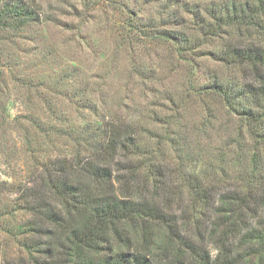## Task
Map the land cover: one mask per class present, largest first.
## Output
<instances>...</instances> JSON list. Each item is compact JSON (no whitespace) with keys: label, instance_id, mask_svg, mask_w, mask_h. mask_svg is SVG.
I'll use <instances>...</instances> for the list:
<instances>
[{"label":"trees","instance_id":"1","mask_svg":"<svg viewBox=\"0 0 264 264\" xmlns=\"http://www.w3.org/2000/svg\"><path fill=\"white\" fill-rule=\"evenodd\" d=\"M180 5L191 20L170 10V21L180 19V27L189 24L195 33H159L190 64L191 90L219 95L230 113L240 115L249 150L243 151L241 129L205 163L185 132L159 136L120 117L84 127L74 153L42 161L32 179L16 187L15 211L27 217L0 225L18 247L10 258L4 253L1 264H264V0ZM39 20L29 0H0L2 28ZM216 39L222 46L206 54L239 74L211 76L197 88L194 60L203 54L196 49ZM172 119L163 123L172 125ZM216 120L215 112L206 116L198 137ZM146 129L153 144L142 140ZM165 142L176 157L164 156ZM227 159L242 162L230 185ZM180 186L188 199L176 210L172 199H183ZM8 213L1 205L0 218Z\"/></svg>","mask_w":264,"mask_h":264},{"label":"rangeland","instance_id":"2","mask_svg":"<svg viewBox=\"0 0 264 264\" xmlns=\"http://www.w3.org/2000/svg\"><path fill=\"white\" fill-rule=\"evenodd\" d=\"M29 1L40 12L39 21L16 30L0 26V207L6 205L10 212L0 218L1 226L27 217L15 211L16 187L32 179L42 161L74 153L84 127L120 117L127 119L125 125L141 124L159 136L185 132L191 148L202 149L205 163L241 129L243 151L249 150L240 115L230 113L219 95L191 90L190 64L159 33L194 34L189 24L178 25L180 19L172 23L168 13L173 10L190 21L192 15L180 4L213 0ZM222 43L216 39L196 49L203 54L194 60L200 66L193 78L197 88L211 76L239 74L206 54ZM169 98L178 101L179 109ZM214 112L211 134L198 137L197 125ZM169 118H175L172 125L163 123ZM146 130L142 140L153 144ZM165 144L164 156L176 157ZM227 160L230 185L242 162ZM180 187L183 199H172L176 210L188 199L186 188ZM210 250L217 254L215 246ZM16 252L12 238L0 232V264L4 253L10 258Z\"/></svg>","mask_w":264,"mask_h":264}]
</instances>
